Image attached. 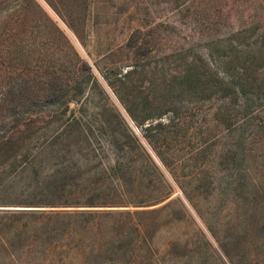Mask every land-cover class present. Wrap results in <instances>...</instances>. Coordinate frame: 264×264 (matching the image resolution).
<instances>
[{"label": "trees", "instance_id": "trees-1", "mask_svg": "<svg viewBox=\"0 0 264 264\" xmlns=\"http://www.w3.org/2000/svg\"><path fill=\"white\" fill-rule=\"evenodd\" d=\"M43 1L82 43L128 23L96 74L38 0H0V191L14 198L0 206L18 207L0 208V264H189L179 239L154 243L179 220L174 187L206 226L202 204L264 214V0H151L148 20L134 0ZM161 2L193 24L187 36L155 14ZM116 102L150 123L170 182Z\"/></svg>", "mask_w": 264, "mask_h": 264}, {"label": "rangeland", "instance_id": "rangeland-1", "mask_svg": "<svg viewBox=\"0 0 264 264\" xmlns=\"http://www.w3.org/2000/svg\"><path fill=\"white\" fill-rule=\"evenodd\" d=\"M38 1L45 8V10L57 21V24L65 32L81 57L85 58L92 66L93 71L96 74H98V71L103 72V70H105L107 66H109L110 58H114L113 56H111L110 51L116 50L117 45L122 42L124 38L123 32L128 23L126 22V19L124 20V17H122L118 24L112 22L108 26H102L101 29L96 30L94 33H91L90 37L86 38L85 43H82L43 0ZM134 1V4H136L138 7L137 15L139 17H145V19L147 18V20L148 18L151 19V0ZM155 10L156 15L163 17L164 15L169 16L170 20H174L177 22L175 29L170 31L180 34L181 36H187V34H189L187 27H191L193 26V24L191 22H188V18L183 16V14L181 15L176 12L171 3L161 2L155 6ZM238 10H240V8H237L235 11H233L232 15H235ZM229 27L230 23L227 22V25L223 27L221 31H228L231 29ZM193 37L194 38L192 40L189 39L191 43H200V41L196 39V35H194ZM104 52H109L110 54L108 53L106 60H101V58L98 56V53L101 54ZM98 100L100 99H94V101L97 102ZM116 105L120 108V111L122 112L126 122L140 141L141 145H143V147L150 154L151 158L155 161L159 170L164 174L163 176L170 182L169 174L166 168L160 162L154 150L147 142L146 135L152 133V131L147 132L144 130V127L149 125L150 123L147 122L143 126H136L130 120L125 111L120 107L119 103L116 102ZM162 120L166 121V118H163ZM151 141L155 144V146H158L160 144L153 137H151ZM180 147H182V145L178 146V149H180ZM177 153L178 155H180L181 151L178 150ZM40 157L36 162L37 168L40 167L43 169H47L51 166L52 161H50L49 159H45V161L41 162ZM28 175H31V173H28L27 171L18 172L12 177L9 176L6 184L18 186L22 184V182ZM153 175L154 172L152 171L151 167V181L154 178ZM173 192L174 193L171 196V199H176L179 197L181 199L183 207H180V203L178 202L171 205L172 207L170 208L172 210L170 211V213L172 214V217H179V220H173L168 224L166 222V224L162 226L156 233L154 243L159 251H164L170 241L179 239L180 241L185 243L186 246L185 248H180V250L186 253V256L184 258V261L186 263L190 261L189 264H200L207 258V261L209 263L210 261L212 263L214 261L213 264H218L217 262H220L221 260L222 264H229L228 258L223 254L221 250V247L219 245L221 244L226 245V248L229 249L230 255H232V258L237 264H264V228L259 226L261 225L260 223H263H259V221H262L259 219V217H264L263 213H245L242 210H225L220 207V204H218L217 207L213 209L206 204H202L200 206V210L202 213L201 215L202 217H204V219H208L209 221V225L206 226L198 216L197 212L193 209V207L188 204V202L181 196V194H179L177 188L174 187ZM9 193L10 190L8 189L7 191H0V201L14 199L8 198L9 196H6ZM153 193L154 190L153 187H151V195ZM0 208L18 207L0 206ZM255 211H258V209ZM243 219L244 224L241 222ZM165 220L166 216L162 215L160 221ZM240 228L244 230L242 233L240 232ZM228 242H232L234 246H237H227ZM243 245L245 246L244 250L243 248H241ZM160 256H166L167 260H170V258L173 257V254H170L169 256ZM175 257H177V255H175ZM181 259L182 258H177V261L182 262Z\"/></svg>", "mask_w": 264, "mask_h": 264}]
</instances>
